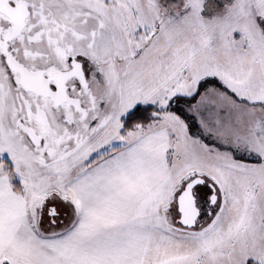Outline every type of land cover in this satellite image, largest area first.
Returning <instances> with one entry per match:
<instances>
[{"label":"snow or ice","instance_id":"snow-or-ice-1","mask_svg":"<svg viewBox=\"0 0 264 264\" xmlns=\"http://www.w3.org/2000/svg\"><path fill=\"white\" fill-rule=\"evenodd\" d=\"M0 264H264V0H0Z\"/></svg>","mask_w":264,"mask_h":264}]
</instances>
